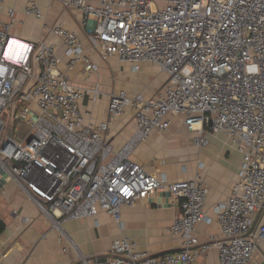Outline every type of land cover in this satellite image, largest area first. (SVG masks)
<instances>
[{
  "label": "built area",
  "instance_id": "1",
  "mask_svg": "<svg viewBox=\"0 0 264 264\" xmlns=\"http://www.w3.org/2000/svg\"><path fill=\"white\" fill-rule=\"evenodd\" d=\"M5 3L0 0V182L14 180L59 229V240L64 221L102 210L121 224L123 206L158 190H168L182 208L168 228L181 249L154 255L121 236L105 258L81 255L79 264H196L214 245L219 264H257L264 240V225L252 230L264 206V0H63L83 12L89 45L103 62L116 57L134 70L150 63L168 78L157 96L111 93L108 116L98 124L85 122L81 101L88 89L60 69L56 45L13 34L17 9ZM24 13L42 19L41 0H28ZM50 30L65 46L70 70L98 71L76 31L63 23ZM91 91L96 101L101 91ZM129 108L136 130L116 149L106 133ZM172 116L200 132V145L209 142L204 132L224 131L242 153L233 193L214 209L220 237L201 241L197 234L213 220L201 173L170 181L130 157L153 131L169 129Z\"/></svg>",
  "mask_w": 264,
  "mask_h": 264
},
{
  "label": "crops",
  "instance_id": "2",
  "mask_svg": "<svg viewBox=\"0 0 264 264\" xmlns=\"http://www.w3.org/2000/svg\"><path fill=\"white\" fill-rule=\"evenodd\" d=\"M27 1L6 0V6L17 9V21L12 32L24 39H46L56 45L62 60L60 69L72 83L88 89L81 101L85 122L98 124L107 118L111 93L126 90L130 94L143 93L153 97L165 88L167 76L150 63L142 64L139 70L130 65H124V69L125 63L113 57L109 61L118 63L119 70H116L103 62L89 45L87 27L83 24L84 14L80 9L64 6L63 0H41L43 18L35 19L24 13ZM3 17L7 19L5 13ZM59 23L78 33L86 54L99 66L98 71L86 73L83 65L69 69L65 46L50 30ZM152 76L155 79H151ZM154 84L159 85L155 90ZM95 87H99L101 93L93 101L91 90ZM171 120L169 129L153 131L132 150L130 157L145 165L149 171L166 175L170 181L189 179L197 172L201 173L210 189L206 209L213 220L202 222L197 234L201 241L210 240L211 235L220 237L221 229L214 209L232 195L242 153L224 131L204 132L209 140L204 146L198 143L200 132L189 130L182 116H172ZM135 130L134 114L129 108L114 120L106 135L116 149H121ZM181 212L180 203L172 200L168 190H158L133 206H123L121 224L102 210L96 216L83 220L64 221L61 228L64 239L59 240L61 232L53 226L50 218L14 180L2 179L0 264H79L81 255L103 259L113 241L121 236L132 238L139 250L151 254L176 251L181 249L182 240L172 235L168 228ZM263 225L264 206L256 213L252 230ZM256 263L264 264V240L259 243ZM196 264H219L218 248L214 245L200 256Z\"/></svg>",
  "mask_w": 264,
  "mask_h": 264
},
{
  "label": "rangeland",
  "instance_id": "3",
  "mask_svg": "<svg viewBox=\"0 0 264 264\" xmlns=\"http://www.w3.org/2000/svg\"><path fill=\"white\" fill-rule=\"evenodd\" d=\"M112 61V60H111ZM111 61H109V62H105L109 67H111V69H116V70H119V67H118V63H112ZM123 64V63H122ZM124 65H126V66H128V64H123V68L125 69V66ZM117 66V67H116ZM134 72V71H133ZM132 72V73H133ZM135 73V72H134ZM151 79H155V77H153L152 76V78ZM162 81V80H161ZM160 81V82H161ZM154 90H155V88H158L159 87V85L158 84H156V86H155V84H154ZM9 132H11L10 130H8ZM22 131H23V133L22 134H25V131H24V129H22Z\"/></svg>",
  "mask_w": 264,
  "mask_h": 264
},
{
  "label": "water",
  "instance_id": "4",
  "mask_svg": "<svg viewBox=\"0 0 264 264\" xmlns=\"http://www.w3.org/2000/svg\"><path fill=\"white\" fill-rule=\"evenodd\" d=\"M154 255H159V254H154Z\"/></svg>",
  "mask_w": 264,
  "mask_h": 264
}]
</instances>
